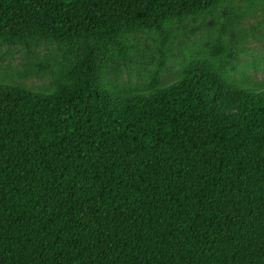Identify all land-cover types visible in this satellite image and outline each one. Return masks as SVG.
<instances>
[{
  "label": "trees",
  "instance_id": "16d2710c",
  "mask_svg": "<svg viewBox=\"0 0 264 264\" xmlns=\"http://www.w3.org/2000/svg\"><path fill=\"white\" fill-rule=\"evenodd\" d=\"M233 1L0 0V45L55 43L59 76L0 83V264H264V85L229 78L221 35L157 85L170 27ZM141 31L152 83L108 89Z\"/></svg>",
  "mask_w": 264,
  "mask_h": 264
},
{
  "label": "rangeland",
  "instance_id": "374dc122",
  "mask_svg": "<svg viewBox=\"0 0 264 264\" xmlns=\"http://www.w3.org/2000/svg\"><path fill=\"white\" fill-rule=\"evenodd\" d=\"M222 8L223 5L211 14L200 16L196 23L188 19L170 27L172 35L165 47L169 60L161 69L158 86L182 77L187 68L204 57L203 50L211 51L210 44L220 35L223 44L231 43L234 48L235 57L226 67L233 68L229 78L235 82L264 85V0H234L232 10L226 15ZM227 23V29L222 30L220 24ZM225 34L228 37L225 38ZM160 42V34L135 33V39L130 40L136 47L133 54L138 55V49H143L145 57L132 59L119 72L109 70L102 82L110 90L146 89L152 83L147 71L154 69L152 58L159 57ZM57 57V45L53 42L41 41L30 48L0 45V83L21 85L36 92L52 91L59 76L42 68L38 72L37 68ZM31 71L34 75L28 73Z\"/></svg>",
  "mask_w": 264,
  "mask_h": 264
}]
</instances>
